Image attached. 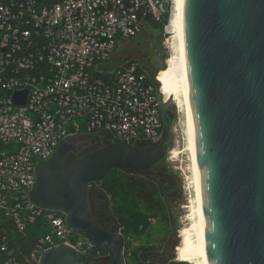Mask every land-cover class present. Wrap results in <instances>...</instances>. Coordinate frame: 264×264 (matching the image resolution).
<instances>
[{"label": "water", "instance_id": "95a60500", "mask_svg": "<svg viewBox=\"0 0 264 264\" xmlns=\"http://www.w3.org/2000/svg\"><path fill=\"white\" fill-rule=\"evenodd\" d=\"M179 34L207 264H264V0H180ZM14 99L25 102L26 96L20 100L16 94ZM176 121L163 122L156 142L134 136L126 142L114 137L108 126L66 135L48 160L36 157L29 197L64 213L77 235L107 250L109 264H126L125 239L108 199L90 183L113 169L142 174L161 160L147 172L167 203L172 232L162 252L140 251L138 256L159 264L192 256L199 245L188 240V233L195 229L189 232L182 222L187 212L176 213L178 206L189 204H174L187 199L186 182L177 170L174 174L166 168L168 157H177ZM86 134L109 143L85 153ZM69 142L77 148L68 161L79 158L64 172V157L73 149ZM88 201L114 231L97 222ZM39 264L93 263L62 243L44 251Z\"/></svg>", "mask_w": 264, "mask_h": 264}, {"label": "built area", "instance_id": "2783aa9c", "mask_svg": "<svg viewBox=\"0 0 264 264\" xmlns=\"http://www.w3.org/2000/svg\"><path fill=\"white\" fill-rule=\"evenodd\" d=\"M172 6L173 0H0V221L19 233L41 224L29 250L9 251L3 264H39L44 251L62 243L87 256L93 245L65 214L29 197L36 157L48 160L68 134L107 126L126 142L158 140L168 98L157 76L111 56L120 40L170 16ZM16 94L25 102L17 103ZM8 238L1 235V252Z\"/></svg>", "mask_w": 264, "mask_h": 264}, {"label": "rangeland", "instance_id": "374dc122", "mask_svg": "<svg viewBox=\"0 0 264 264\" xmlns=\"http://www.w3.org/2000/svg\"><path fill=\"white\" fill-rule=\"evenodd\" d=\"M168 14H164L159 20L148 22L141 30V32L131 38L120 40L115 50L112 53L111 60L114 63H121L123 61L131 60L138 62L143 66L149 75L157 76L162 88L167 92V103L163 107V122L170 120H177L175 125L176 140L178 147L176 149L177 157H168L171 162L166 164L167 171H173L174 174L178 171L183 180L186 182L187 199L174 200V204H189L188 206L177 207L176 213H185L181 216L182 222H187L186 227H189V232H194V225L197 221L196 202L194 195V180L191 165L190 152L187 148L185 140V105L182 92L180 91L181 83L183 82L182 67H179V55L181 46L179 40L174 46V38L168 29ZM158 24V25H157ZM173 41V42H172ZM163 126L158 140L161 138ZM157 140V141H158ZM178 163V164H172ZM170 167V168H169ZM177 170V171H176ZM154 181V180H153ZM155 182V181H154ZM160 197L164 202L165 208L163 212L155 216L146 215V217L138 222L137 229L129 234L127 245V264H138V253L155 250L162 252L166 242L169 239L172 227L170 223L169 210L167 203L160 193L159 187L155 182ZM98 188V184L90 185ZM109 206V205H108ZM188 221H191L188 222ZM118 229V228H117ZM188 238L196 240V234L188 233ZM148 261V258H141ZM170 260L181 261L170 258ZM111 261L110 254L100 256L96 264H109ZM154 262V261H150ZM190 264H200V259L188 261Z\"/></svg>", "mask_w": 264, "mask_h": 264}, {"label": "trees", "instance_id": "16d2710c", "mask_svg": "<svg viewBox=\"0 0 264 264\" xmlns=\"http://www.w3.org/2000/svg\"><path fill=\"white\" fill-rule=\"evenodd\" d=\"M44 3H51L57 0H41ZM158 25V24H157ZM131 61V60H130ZM164 90V89H163ZM165 91V90H164ZM95 134V133H92ZM97 135L86 134L85 140H89L87 145L89 149L85 151L89 152L104 146L109 143L103 142L102 138ZM141 147V146H138ZM143 147V146H142ZM84 154V153H83ZM161 160L154 163L149 169L145 170L142 174L135 173L131 170H111L102 180L99 182H91L90 185L98 184L99 190L107 197L109 203V211L114 217L117 230H119L125 239L124 243V258L127 260V245L129 234L137 229L139 223L146 215L155 216L164 211L165 205L162 201L158 188L155 182L150 178L148 170H152ZM88 198V193H87ZM89 210L91 215L97 220V222L109 231H114L108 228L94 213L88 201ZM7 221H0V241L1 235L6 233L9 236V246L6 252L0 251V264H3L4 259L7 257L9 251L25 253L29 250L30 245L34 239V236L41 234L39 228H41L40 220H35L34 223L27 226L24 233H19L11 230L6 226ZM9 223V222H8ZM9 225V224H8ZM7 227V228H6ZM5 229V230H4ZM146 253V252H145ZM142 253L141 255L145 254ZM108 254L107 250L97 246H91L86 259L93 264L100 256ZM138 264H159L157 262L144 261L138 256L136 258ZM127 264V262H126ZM168 264H190L187 261H173L170 260Z\"/></svg>", "mask_w": 264, "mask_h": 264}, {"label": "bare ground", "instance_id": "6f19581e", "mask_svg": "<svg viewBox=\"0 0 264 264\" xmlns=\"http://www.w3.org/2000/svg\"><path fill=\"white\" fill-rule=\"evenodd\" d=\"M179 14H180V0H173L172 10L169 16L168 28L170 30V33L172 34L171 38H174V42L172 41L174 43L173 44L174 46L177 44L178 40H179V46H181L180 45V34H179ZM179 57L180 59L178 62H179L180 69L182 67L181 75L183 77V82L181 83L180 91L182 92L184 105H185V125H186L185 140L187 142V148L189 149L190 158H191L193 180H194V195H195L196 213H197V221L195 222V225H194L195 234H196L195 244L198 243L199 248L198 250L193 252L192 256L186 255L185 256L186 258L178 259V260L188 262V261H193L199 258L200 264H207L206 253H205V242H204V228H203L201 208H200L197 187H196V176H195L194 159H193V151H192V135H191V125H190V115H189L187 73H186L185 67L182 62L181 49H180ZM160 89H161V92L166 97L167 92L163 90L161 84H160ZM188 240L190 239L188 238Z\"/></svg>", "mask_w": 264, "mask_h": 264}, {"label": "flooded vegetation", "instance_id": "af4514ba", "mask_svg": "<svg viewBox=\"0 0 264 264\" xmlns=\"http://www.w3.org/2000/svg\"><path fill=\"white\" fill-rule=\"evenodd\" d=\"M69 143L73 145V149L68 150V151L66 152L65 157H64V163H63V171H64V172L67 171V169H68V167H69V165H70L71 163H73L76 159L79 158V157H76V159H74V160H72V161H70V162L68 161L69 154L75 152V151H76V148H77L75 143H73V142H69ZM81 156H82V155H81ZM68 162H69V163H68Z\"/></svg>", "mask_w": 264, "mask_h": 264}]
</instances>
